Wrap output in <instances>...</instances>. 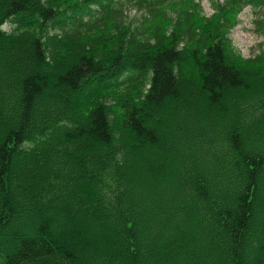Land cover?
I'll list each match as a JSON object with an SVG mask.
<instances>
[{
  "label": "trees",
  "instance_id": "trees-1",
  "mask_svg": "<svg viewBox=\"0 0 264 264\" xmlns=\"http://www.w3.org/2000/svg\"><path fill=\"white\" fill-rule=\"evenodd\" d=\"M173 1L0 0V264H264V64L225 24L264 0L152 36L128 13Z\"/></svg>",
  "mask_w": 264,
  "mask_h": 264
},
{
  "label": "rangeland",
  "instance_id": "rangeland-1",
  "mask_svg": "<svg viewBox=\"0 0 264 264\" xmlns=\"http://www.w3.org/2000/svg\"><path fill=\"white\" fill-rule=\"evenodd\" d=\"M218 2L219 0H176L154 10L160 13L154 14V12L150 13L147 10L136 9H132L131 11H128V13L130 12L129 16L136 18L137 23H140L143 28H145L147 36L156 35L158 32L166 31L169 28V22L166 20L168 22L167 23L164 20L161 12H166L168 15L174 16L173 20H175L179 25H185L188 28L197 29L199 31V28H212L216 22L220 20L221 11H218L215 7ZM233 10L235 9L233 8ZM225 15L228 18L225 20V24H231L237 19L239 21L237 27L231 31L230 37L234 48L240 54V57L242 59L249 60L248 62L253 69L262 66L264 64V8L254 13L250 8L246 7L238 16L235 13L230 12L225 13ZM7 28L8 26L5 25L4 29L7 30ZM221 31L224 32L225 29H221ZM93 36L95 35L93 34ZM256 55H260L258 58L259 60L252 62L250 59ZM141 90L142 86L140 84H137L130 89H127V87L123 89H108L105 101L112 107L114 115L117 116L122 110L118 100L122 99L125 94H129L130 96L128 97L137 98V95L141 92ZM214 112L208 111L211 115H213ZM166 134L167 133L164 130V135ZM130 155L132 157H136L137 154L132 153ZM166 158H169V156ZM143 159L144 154L141 153L136 161H139L140 163ZM169 163L170 162H167V164ZM84 181L86 183L84 184L85 187H91L90 185L92 184L90 180L84 178ZM258 183L259 191L256 195L255 205L259 207L262 204L263 207L264 173L262 174V177L258 179ZM46 219L48 222L50 221L49 218ZM51 219L53 220L50 222V224L52 223V233H58L59 230L66 228L68 225L56 214H53ZM19 220H21L22 224H24L27 228L30 227L32 229L33 221L29 219L28 215H23L19 219H16L13 226H16ZM93 227H95L98 232H102V230L99 229V225ZM10 245L12 247L13 244L10 243ZM219 247H221V249L223 248L222 243L219 244ZM85 262L86 264H93L94 259L87 258ZM220 262H225V259L221 256Z\"/></svg>",
  "mask_w": 264,
  "mask_h": 264
},
{
  "label": "bare ground",
  "instance_id": "bare-ground-1",
  "mask_svg": "<svg viewBox=\"0 0 264 264\" xmlns=\"http://www.w3.org/2000/svg\"><path fill=\"white\" fill-rule=\"evenodd\" d=\"M111 3V2H110Z\"/></svg>",
  "mask_w": 264,
  "mask_h": 264
}]
</instances>
